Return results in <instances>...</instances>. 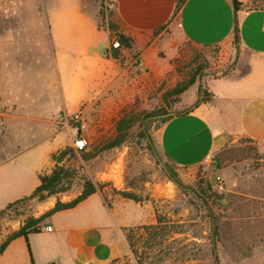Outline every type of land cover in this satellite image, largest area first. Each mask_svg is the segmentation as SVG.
I'll list each match as a JSON object with an SVG mask.
<instances>
[{
    "label": "crops",
    "instance_id": "crops-1",
    "mask_svg": "<svg viewBox=\"0 0 264 264\" xmlns=\"http://www.w3.org/2000/svg\"><path fill=\"white\" fill-rule=\"evenodd\" d=\"M238 1L242 6L235 12L231 0H186L175 13V0H111L99 28L78 0H58L46 17L48 32L40 24L43 42L34 44L35 57L24 60L32 66L46 64L40 74L31 71L44 80L41 101H32L29 90L18 89L14 76H23L27 63L17 66L10 55L7 93L12 102L28 103L18 111L51 107L74 112L81 106L89 111L97 98L117 104L139 93L143 76L157 58V44L166 34L172 46L219 47L223 62H235L228 74L205 82L211 94L207 102H198L191 85L180 97L187 110L173 114L155 130V146L166 167L179 174L200 166L205 156L241 137L264 147V7L248 10L250 0ZM234 19L238 48L233 44ZM115 34L132 40L129 48L120 50L119 59L109 52ZM47 100L52 103L43 102ZM11 116L7 129L22 131V119ZM63 132L52 137L59 139L48 149L45 165L37 156L27 157L28 149L7 156V144L0 142V210L29 196L39 185V176L49 173ZM73 198L55 195L38 201L32 216L44 214L57 200ZM153 216L146 205L97 190L73 208L45 218L38 232L12 240L0 254V264H120L130 255L124 230L154 224Z\"/></svg>",
    "mask_w": 264,
    "mask_h": 264
},
{
    "label": "rangeland",
    "instance_id": "rangeland-1",
    "mask_svg": "<svg viewBox=\"0 0 264 264\" xmlns=\"http://www.w3.org/2000/svg\"><path fill=\"white\" fill-rule=\"evenodd\" d=\"M57 1L0 0V142L7 144V156L28 149L27 157L37 156L38 162L45 165L48 149L59 139L52 137L64 130L60 134L61 147L53 156L65 152L60 165L71 172V177L67 182L68 190L57 197L75 198L83 182L90 180L98 191L107 195L123 190L133 192L139 197V203L149 208L154 221L155 215H160L178 224L177 229L182 233L165 237L161 245L154 248H144L139 243L137 258L130 252L120 264H139L138 261L140 264H264V147L241 137L227 142L212 156L219 164L216 170L202 164L175 174L166 167L153 138L160 119L169 118V113H183L188 108L181 95L165 99L168 90L195 76L190 92L197 94L207 80L228 74L234 60L223 62L219 47L197 48L187 43L172 46L169 36L163 35L157 44V58L154 57L149 72L143 76L139 93L117 104L100 98L92 100L91 110L85 111L89 123L85 133L88 146L78 152L72 148L65 128L53 123L58 113L72 111H56L51 107L44 111H18L28 103L12 102L10 92L7 93V55L17 61V66L35 57L34 44L43 42L40 24L48 32L46 17ZM78 1L101 28L111 0ZM248 6L264 7V0H254L252 4L250 0ZM36 27V32L26 31ZM45 65L24 64V75L14 76L18 89L29 90L32 101H41L44 80L37 74L45 71ZM32 70L37 74L33 75ZM43 102L52 103L51 100ZM124 114L135 119L126 143L104 149L115 134L116 121ZM10 116L22 119L19 120L24 125L22 131L7 129ZM142 135H149L152 143ZM89 154L95 156L85 160ZM161 163L170 175L165 173ZM54 165L50 162L47 172ZM216 174L223 179L225 190L222 193L214 189ZM131 185L134 186L131 188ZM222 199L226 200L225 204ZM34 201L17 202L0 217V243L21 221L35 213L34 205L39 200Z\"/></svg>",
    "mask_w": 264,
    "mask_h": 264
},
{
    "label": "trees",
    "instance_id": "trees-1",
    "mask_svg": "<svg viewBox=\"0 0 264 264\" xmlns=\"http://www.w3.org/2000/svg\"><path fill=\"white\" fill-rule=\"evenodd\" d=\"M186 0H175V13L180 9V7L184 4ZM233 10L236 12L241 8V3L238 0H231ZM254 0H251V4ZM249 4V3H248ZM245 6L248 10L262 8L258 6ZM115 41L111 44L109 52H111V56L115 59H119L120 50L124 48H129L131 46L132 40L122 34H115ZM239 43V34H238V25L236 19H234V26H233V44L238 48ZM196 80L195 76H191L188 80L183 82H178L165 93V99L176 97L181 95L185 92L191 85L194 84ZM204 89V90H203ZM198 88L197 90V97L198 102H207L211 98V94L207 91L205 87ZM165 114V113H163ZM162 114V115H163ZM151 115H155L152 113ZM168 118L160 119V122L163 123ZM135 123V119L127 114H124L120 117L115 123V134L114 136L106 143L104 149H111V148H118L126 143L127 137L130 135V130ZM147 142L152 143V139L149 135H142ZM247 142H253L250 139L245 138ZM154 142V141H153ZM255 143V142H253ZM84 150L78 151L82 152ZM65 154L64 151H60L54 159V167L51 169L49 173H44L39 176V185L32 191L29 196L23 197L20 200H17L13 203H10L5 206L4 209L0 210V217L10 209L14 204L20 201L32 200L37 199L39 201H43L50 196H55L62 194L68 190V180L71 177V172L66 169L64 166L60 165L62 161V157ZM94 154H89L84 157L85 160L93 158ZM214 164L218 166L217 160L214 161ZM67 184V185H66ZM134 185H131V188ZM98 190L97 185L91 182L90 180H85L83 182L82 190L80 193L72 200L68 202H61L57 200L54 206L45 212L44 214L40 215L39 217L35 218L33 216H28L23 221V224L17 229L9 233L4 240L0 243V254L6 249L7 245L14 239L18 237H26L29 233H35L40 230V223L47 217L51 216L52 214L73 208L79 202L87 198L89 195L95 193ZM218 192V191H217ZM120 197L132 200L133 202H140L139 197L128 190L123 191H115ZM219 193V192H218ZM178 225V224H177ZM177 225L172 222L170 219L166 218L165 216L162 217L160 215H155V224L150 225H141L135 226L132 228H127L124 230L125 237L127 239L130 252L136 256L137 250L136 245L139 243L143 244L144 248H154L156 246L161 245L164 241L165 237H169L173 234H180L182 232L178 231ZM138 234V235H137ZM138 236L136 238V236ZM137 258V256H136ZM140 264L141 261H138Z\"/></svg>",
    "mask_w": 264,
    "mask_h": 264
},
{
    "label": "built area",
    "instance_id": "built-area-1",
    "mask_svg": "<svg viewBox=\"0 0 264 264\" xmlns=\"http://www.w3.org/2000/svg\"><path fill=\"white\" fill-rule=\"evenodd\" d=\"M85 108L81 106L78 110L70 113H58L54 118L53 123L62 125L71 139V146L75 151L85 150L88 146V141L85 137V133L89 128L88 119L86 117ZM203 164L206 165L209 170H216L212 155H207L203 159ZM214 189L219 193L224 192L223 179L220 175L214 176ZM222 203L225 204L226 200L222 199ZM91 264V263H85Z\"/></svg>",
    "mask_w": 264,
    "mask_h": 264
},
{
    "label": "water",
    "instance_id": "water-1",
    "mask_svg": "<svg viewBox=\"0 0 264 264\" xmlns=\"http://www.w3.org/2000/svg\"><path fill=\"white\" fill-rule=\"evenodd\" d=\"M168 117L173 116V113H169L167 114ZM160 166L164 169L165 173H167V175H170L169 171L166 169V167L164 166L163 163L160 164Z\"/></svg>",
    "mask_w": 264,
    "mask_h": 264
}]
</instances>
